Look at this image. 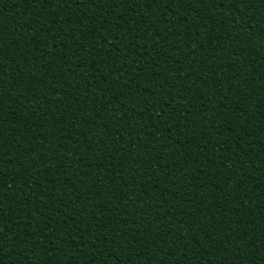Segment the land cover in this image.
<instances>
[{
    "label": "trees",
    "instance_id": "1",
    "mask_svg": "<svg viewBox=\"0 0 264 264\" xmlns=\"http://www.w3.org/2000/svg\"><path fill=\"white\" fill-rule=\"evenodd\" d=\"M0 264H264V0H0Z\"/></svg>",
    "mask_w": 264,
    "mask_h": 264
}]
</instances>
